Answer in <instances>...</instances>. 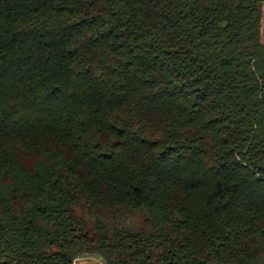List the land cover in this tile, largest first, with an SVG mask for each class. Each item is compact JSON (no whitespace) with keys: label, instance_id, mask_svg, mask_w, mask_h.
I'll list each match as a JSON object with an SVG mask.
<instances>
[{"label":"trees","instance_id":"obj_1","mask_svg":"<svg viewBox=\"0 0 264 264\" xmlns=\"http://www.w3.org/2000/svg\"><path fill=\"white\" fill-rule=\"evenodd\" d=\"M86 255L264 264V0H0V264Z\"/></svg>","mask_w":264,"mask_h":264},{"label":"rangeland","instance_id":"obj_2","mask_svg":"<svg viewBox=\"0 0 264 264\" xmlns=\"http://www.w3.org/2000/svg\"><path fill=\"white\" fill-rule=\"evenodd\" d=\"M146 213L139 211L133 216H129L123 220L117 221L118 225H127L134 228H148L149 224L146 223ZM77 264H106L104 259L99 255H86L78 259Z\"/></svg>","mask_w":264,"mask_h":264}]
</instances>
